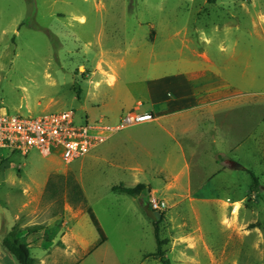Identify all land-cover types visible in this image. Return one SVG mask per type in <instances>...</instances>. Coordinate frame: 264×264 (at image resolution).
<instances>
[{"label": "rangeland", "instance_id": "rangeland-1", "mask_svg": "<svg viewBox=\"0 0 264 264\" xmlns=\"http://www.w3.org/2000/svg\"><path fill=\"white\" fill-rule=\"evenodd\" d=\"M166 48L205 51L244 70L246 93L232 108L173 130L190 169L179 171L182 153L171 138L160 137L152 155L157 167L171 158L163 171L129 140L114 144L129 131L160 130L146 124L69 164L57 153L2 148L0 264H20L2 244L16 224L37 264H264V0H0V112L74 110L78 123L117 124L122 95L104 77L138 79L151 50ZM138 161L146 168L130 169ZM140 182L153 189L139 197L112 190ZM153 199L167 204L154 210L160 255L156 220L145 211ZM34 225L41 228L28 233Z\"/></svg>", "mask_w": 264, "mask_h": 264}, {"label": "crops", "instance_id": "crops-1", "mask_svg": "<svg viewBox=\"0 0 264 264\" xmlns=\"http://www.w3.org/2000/svg\"><path fill=\"white\" fill-rule=\"evenodd\" d=\"M184 46L185 42L182 43ZM132 49L135 50L134 60L138 63L142 60L141 46ZM145 63V75L138 79L127 82L116 73L107 74L104 80L110 90L122 95L117 108L112 111L118 119L122 111L151 112L155 119L138 125L146 124L147 128L158 127L160 130L129 131L116 136L114 144L129 140L135 148L147 152L152 168L163 171L169 168L171 158L167 157L166 164L157 167L152 155L157 146L162 145L160 137L171 138L178 146L177 151L182 153L179 171L183 174L190 166L186 162L185 149L173 130L185 121L196 122L200 127L199 123L211 112L220 113L232 108L235 101L246 93L244 70L231 71L208 52L191 50L187 54L182 48L173 52L168 48L160 51L152 49ZM102 81H96L95 86H100ZM215 162L219 167L220 162ZM141 163L138 161L130 169L144 170L146 167ZM181 173L177 172L173 177L177 178ZM149 186L153 189L152 185ZM210 196L217 197L216 190H211ZM66 235L69 237V234Z\"/></svg>", "mask_w": 264, "mask_h": 264}, {"label": "built area", "instance_id": "built-area-1", "mask_svg": "<svg viewBox=\"0 0 264 264\" xmlns=\"http://www.w3.org/2000/svg\"><path fill=\"white\" fill-rule=\"evenodd\" d=\"M151 112H123L114 125L101 122H76L74 110L51 112L38 116L0 112V149L7 148L22 155L38 150L44 157L59 154L66 163L84 157L106 143L116 133L151 122ZM1 159V158H0ZM153 210L163 212L165 200L153 199Z\"/></svg>", "mask_w": 264, "mask_h": 264}, {"label": "trees", "instance_id": "trees-1", "mask_svg": "<svg viewBox=\"0 0 264 264\" xmlns=\"http://www.w3.org/2000/svg\"><path fill=\"white\" fill-rule=\"evenodd\" d=\"M248 172L251 175L253 181L251 188L253 191H257L260 187L259 178L253 171L249 170ZM52 180L53 178L50 179L49 183H51ZM112 190L115 192L127 193L134 197H139L145 192H150L151 188L145 183L140 182L135 186H125L123 184L115 185L113 186ZM75 191L77 192L78 195L84 196L80 187L78 188V186H76ZM87 212L93 224L96 226L99 232L100 242L104 243L107 239V236L99 219L97 218L94 210L91 207L87 208ZM153 224L155 228V236L157 241V250L154 253V255H160L162 253V246L165 244V241L162 240L160 237L159 221L157 220L153 221ZM40 228H41L40 225H34L28 227L27 230L28 233H31V232H37ZM2 244L16 258V260L20 264H37V259L32 256L29 244L23 240V237L21 235V230L19 229L18 224L14 225L11 231L5 235Z\"/></svg>", "mask_w": 264, "mask_h": 264}, {"label": "water", "instance_id": "water-1", "mask_svg": "<svg viewBox=\"0 0 264 264\" xmlns=\"http://www.w3.org/2000/svg\"><path fill=\"white\" fill-rule=\"evenodd\" d=\"M145 211L148 213L150 217H152L153 220L157 219L156 213L153 209L145 207Z\"/></svg>", "mask_w": 264, "mask_h": 264}, {"label": "bare ground", "instance_id": "bare-ground-1", "mask_svg": "<svg viewBox=\"0 0 264 264\" xmlns=\"http://www.w3.org/2000/svg\"><path fill=\"white\" fill-rule=\"evenodd\" d=\"M84 21V20H83Z\"/></svg>", "mask_w": 264, "mask_h": 264}]
</instances>
